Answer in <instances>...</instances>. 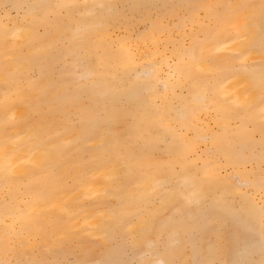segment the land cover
<instances>
[{"label": "bare ground", "instance_id": "6f19581e", "mask_svg": "<svg viewBox=\"0 0 264 264\" xmlns=\"http://www.w3.org/2000/svg\"><path fill=\"white\" fill-rule=\"evenodd\" d=\"M34 240L264 264V0H0V264Z\"/></svg>", "mask_w": 264, "mask_h": 264}, {"label": "rangeland", "instance_id": "374dc122", "mask_svg": "<svg viewBox=\"0 0 264 264\" xmlns=\"http://www.w3.org/2000/svg\"><path fill=\"white\" fill-rule=\"evenodd\" d=\"M111 203L113 204V201H111ZM83 206H87V205H83ZM101 213H96L95 214V212H94V214L92 213V214H89L88 216L90 217L91 215V217L89 218L88 216H86V218H87V220H88V222H91V224H90V230H92L91 232L94 234H92V233H90V230H89V236H90V239L92 240H94L93 241V243L95 244L96 243V245L98 244V246L97 247H99L101 244L103 245L104 244V237H106V235L108 234L107 233V229H105L104 231H103V229H102V226L104 225V221H105V219L106 218H104L103 216H101L100 215ZM99 216V217H98ZM97 217V219L98 220H100V219H102V223L103 224H99V223H96L95 222V224H96V226H100V225H102L101 227H99V229H98V227H96L93 223H92V221H93V219L94 218H96ZM101 217V218H100ZM89 218V219H88ZM92 218V219H91ZM91 219V220H90ZM96 220V219H95ZM100 223H101V221H100ZM93 224V225H92ZM104 227V226H103ZM98 230H101V231H103L102 233L103 234H105V231H106V235H104V236H101V235H103L102 233H99V232H97ZM102 240H104V241H102ZM35 241V244L36 245H34V242L32 241V243L30 244V245H28L29 246V249H25L26 251L24 252V255H23V257H22V259H24V263H28V264H31V259L33 258V256L35 255V254H37L38 252L36 251V248H34L35 246L36 247H39V246H41L40 245V242L39 241H37L38 243H36V240H34ZM31 245H33V246H31ZM38 245V246H37ZM31 246V247H30ZM35 249V250H34ZM99 249V248H98ZM34 252V253H33ZM26 255V256H25ZM27 255H29V256H27Z\"/></svg>", "mask_w": 264, "mask_h": 264}]
</instances>
